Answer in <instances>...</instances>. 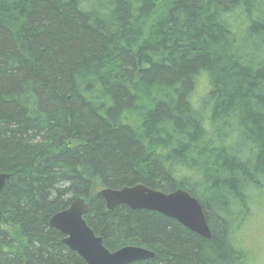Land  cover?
I'll use <instances>...</instances> for the list:
<instances>
[{"label": "trees", "instance_id": "trees-1", "mask_svg": "<svg viewBox=\"0 0 264 264\" xmlns=\"http://www.w3.org/2000/svg\"><path fill=\"white\" fill-rule=\"evenodd\" d=\"M0 172V264H83L48 225L77 197L108 250L154 253L128 264H252L264 0H0ZM136 184L194 196L210 237L96 194Z\"/></svg>", "mask_w": 264, "mask_h": 264}, {"label": "water", "instance_id": "water-1", "mask_svg": "<svg viewBox=\"0 0 264 264\" xmlns=\"http://www.w3.org/2000/svg\"><path fill=\"white\" fill-rule=\"evenodd\" d=\"M7 176L6 173H0V190ZM97 194L104 200L108 210H112L116 205L125 204L132 209L156 211L177 220L203 238L210 237L200 203L181 188L163 193L137 184L120 189L106 187L100 189ZM86 211L87 204L84 200L76 198L67 208L54 213L48 221L49 227L59 230L64 235L62 242L84 260L83 264H128L153 257L152 251L136 245L123 246L110 252L102 244L101 236L95 235L84 220L83 215ZM25 264L31 263L26 261Z\"/></svg>", "mask_w": 264, "mask_h": 264}, {"label": "rangeland", "instance_id": "rangeland-1", "mask_svg": "<svg viewBox=\"0 0 264 264\" xmlns=\"http://www.w3.org/2000/svg\"><path fill=\"white\" fill-rule=\"evenodd\" d=\"M205 82L201 80L196 89V95L199 96L204 92ZM245 230L247 245L255 251L252 264H264V205L254 207L251 218L248 221ZM253 251V252H254Z\"/></svg>", "mask_w": 264, "mask_h": 264}]
</instances>
